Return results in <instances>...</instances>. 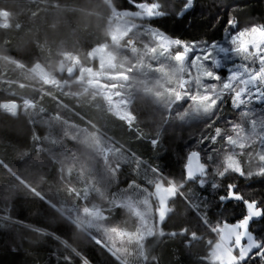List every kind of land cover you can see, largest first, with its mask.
Here are the masks:
<instances>
[{
    "label": "snow or ice",
    "instance_id": "1",
    "mask_svg": "<svg viewBox=\"0 0 264 264\" xmlns=\"http://www.w3.org/2000/svg\"><path fill=\"white\" fill-rule=\"evenodd\" d=\"M198 2L173 0V13L164 10L155 0H125L129 5L125 9L112 5L104 41L89 45L87 62H83L74 51L61 50L58 72L47 70L42 62L44 48L39 43L32 51L12 61L17 68L26 69L38 77L41 85L58 89L60 96L72 95L65 90L71 88L70 81L75 82L83 93H89L94 100L100 97L106 105L105 112L129 129L135 126L137 120L135 110L138 101L154 105L163 115L164 123L178 120L184 123L197 121L203 125L197 147L204 150V155L202 157L199 150L189 151L178 181L171 173L166 175L160 165L146 163L134 153L125 157L121 148L92 123L87 112L77 113L80 123L86 125L83 128L78 124H68L59 112L49 117V120L61 122L63 139L71 140L76 149L67 148L61 140L52 141L65 148L74 166L79 165L76 179L84 187L82 190L68 187V194L77 200H87L90 191L99 193L100 189L95 188L96 177L102 183L106 182V186L125 183L127 186L119 189V193L136 194L135 198L129 196L118 202L113 196L107 211L111 213L117 208H125L133 212L139 220L135 231L119 226L108 227L109 217L96 206L83 207V214L77 205L69 209L57 207L0 159V168L11 179L55 211L62 214L66 211L71 225L88 232L96 245L115 257V262L108 261L107 264H162L146 246L149 237H182L186 246L191 247L193 242L203 241V236L198 235L201 227L214 236L206 242L209 251L201 258V264H264V187L260 193L251 195L244 191L245 187L252 186V181L258 180L264 186V116L254 118L255 113L248 107L254 98L264 101V16L259 22L246 19L247 5L242 7L237 0H216L214 7L219 12L211 25V37L169 35L160 27L153 26L170 14L175 15L177 20L194 17ZM217 33L219 38H216ZM5 46L9 47L10 42L5 40ZM229 61L232 63L229 64ZM20 87L25 85L20 84ZM39 91L44 90L41 88ZM53 99L57 101L58 108H67L57 97ZM21 100L22 104L15 99L5 100L0 103V109L15 117L21 108L26 114L30 109L37 108L34 98L21 97ZM228 101L238 113L236 120H225L222 115V107ZM39 111L46 113L43 108ZM32 123L35 124L34 118ZM135 127L138 138H147L153 148H158L159 133L146 137L138 126ZM32 141L34 147L43 143L35 131ZM254 147L259 148L256 172L242 167V157L250 154ZM80 148L91 151L95 160L93 165L79 161L77 151ZM72 171V167L67 170L68 184H72ZM60 172L63 177V167ZM121 176L127 179L121 180ZM89 178L93 179L91 186ZM209 179L212 189H223L217 196L216 207L223 209L220 216L213 219L204 212L198 215L195 227L181 225L178 231L166 233V218L172 211L169 204L180 199L190 200L186 186L196 184L203 190L208 186ZM140 196H143L142 200ZM152 197L157 202L155 213L152 211ZM141 204L144 211L139 210ZM229 209L233 214L231 222L224 217ZM194 211L199 212V209ZM254 224L259 230L253 229ZM93 229L96 231L93 232ZM33 230L59 239L54 233ZM62 243L65 247L69 246L67 241ZM125 243L133 250L121 246ZM72 251L79 258L77 264H91L86 255L75 249ZM64 264H73L72 258L64 256Z\"/></svg>",
    "mask_w": 264,
    "mask_h": 264
},
{
    "label": "trees",
    "instance_id": "2",
    "mask_svg": "<svg viewBox=\"0 0 264 264\" xmlns=\"http://www.w3.org/2000/svg\"><path fill=\"white\" fill-rule=\"evenodd\" d=\"M155 2L160 3L169 13L175 11L172 7L173 0ZM215 2L216 0H199L194 17L177 20L175 15L170 14L160 20L158 25L153 26L160 27L169 35L211 37L213 35L211 25L219 12L214 7ZM237 3L242 7L247 5L246 19L259 22L264 16V0H237ZM112 5H118L121 9L129 8L125 0H0V11H7L11 15V27L0 26V78L3 80L0 82V103L15 99L17 103L22 104L21 97L34 98L37 101L35 110H29L26 114L21 108L16 117L0 109V159L56 203L57 207L63 209L78 206V200L68 194L67 188L79 189L78 185L82 187L84 185L77 183L78 164L73 165L65 148L56 147L52 142V146H49V137L57 140L59 131L63 128L61 122L49 120V117H54L57 112L61 114L63 120L81 127L86 125L80 123L77 113L87 112L92 123L110 137L115 146L121 148L125 157L129 153H134L146 163L160 165L166 175L171 173L178 181L189 151L199 150L202 157L204 155V150L197 147L200 130L203 127L197 121L184 123L176 120L164 123L163 115L154 105L138 101L135 110L137 120L134 125L138 126L146 137H153L159 133L157 137L159 146L153 148L149 139L138 138L135 126L129 129L107 114L104 110L106 105L100 97L94 100L89 93L83 94V89L75 83L71 84L70 89L65 90L70 91L72 95L60 96L55 88L41 85L30 72L26 69L21 70L12 63L18 56L32 51L37 43L44 48L42 62L50 72L59 71L61 50L74 51L81 56L83 62H87L86 53L90 50L89 45L94 46L96 41L103 42L107 35ZM215 35L219 38L220 34ZM5 40L10 42L9 47L5 46ZM96 64L98 66V61ZM20 84H24L25 87L21 88ZM41 88L43 92L39 91ZM75 94H80V97L76 98ZM53 97H57L67 108H58ZM40 108L45 109L46 113L39 112ZM222 115L225 120L232 121L237 119L238 113L231 107L230 102H227L222 107ZM33 118L35 124L32 123ZM33 131L43 140L42 144L35 147L32 141ZM61 133L63 134V131ZM63 143L67 148L76 150L71 140H64ZM37 148L43 150L37 151ZM77 156L80 161L85 160L86 165L95 163L91 152L85 148H80ZM242 162L246 170L254 171L252 165L245 164L244 157ZM61 167L64 169L63 177ZM69 167L73 168L72 184L67 183ZM257 167L255 165L256 169ZM95 179V188H99L100 192L94 190L92 193L100 202H104L114 190L127 186L125 183L106 186V182L102 183L99 177ZM120 179L125 180L127 177L121 176ZM91 180L92 178H89V186L93 184ZM250 183L251 187L244 188L249 195L260 193L264 187L258 180ZM210 184L209 179L208 186L203 190L196 184L190 183L186 186V194L191 199H180L171 203L172 211L168 214L169 218H166L164 226L166 233L178 231V226L181 225L195 227L198 215L204 212L213 219L220 216L223 209L217 208L216 205L217 196L223 189H212ZM257 198L259 199V196ZM189 204L192 206L189 207ZM109 207L104 202L103 208ZM197 208L199 212L194 211ZM108 214L111 221L123 227L131 225V221H134L128 213L121 212L120 209ZM232 215L231 209L224 213V217L230 222ZM0 216H9L12 220L0 217V264H64V256L71 257L73 264H77L79 258L75 257L73 249L86 255L91 264L115 262V257L96 245L89 238L88 232L70 224L66 211L63 214L57 212L48 204L34 198L22 184L11 179L3 168H0ZM252 227L259 230L258 225L254 224ZM33 229L54 233L59 239L48 237ZM198 235L203 236V241L193 242L191 247L186 246L182 237L170 239L167 236L149 238L146 246L151 255L159 258L162 264H201V258L207 256L209 251L206 242L208 239H214V236H210L202 227ZM62 241H67L69 246L65 247Z\"/></svg>",
    "mask_w": 264,
    "mask_h": 264
},
{
    "label": "rangeland",
    "instance_id": "3",
    "mask_svg": "<svg viewBox=\"0 0 264 264\" xmlns=\"http://www.w3.org/2000/svg\"><path fill=\"white\" fill-rule=\"evenodd\" d=\"M10 19H11V15L9 14V12H7V11H5V12L0 11V26L1 27H3V28H10L11 27ZM137 22H139V21H137ZM4 25H7V27H5ZM228 63L231 64L232 61H229ZM59 67H60V65H59ZM66 67H67V65H66ZM32 76H34L39 81L38 77H36L34 74H32ZM1 81H3V80L0 78V82ZM73 83H75V82H70V84H73ZM55 90L59 91L58 89H55ZM83 94H85V93H83ZM75 96H76V98H79L80 97V94H75ZM228 102H230V101H228ZM226 103H225V105H226ZM248 107L251 108L252 112L255 113V117L254 118H259L260 116H264V101L257 100V99L254 98L252 100L251 104ZM30 111H31V109H30ZM245 111H247V109H245ZM68 124H73V123L68 122ZM81 128H83V127H81ZM62 131H63V134L61 133ZM58 135H59V138H57V140H61L62 143H63V141H64V139H63V136H64V128H62L59 131V134ZM52 141H53V138L51 136V137H49V144H50L49 146L50 147L52 146L51 145V142ZM54 145H56V147H58V146L60 147L61 146L60 144H54ZM85 150L87 151L88 149L85 148ZM88 151L91 152L90 150H88ZM258 152H259V148L258 147H254L250 154L249 153H246L243 156L244 157V160H245V164L246 165H252L254 168H255V165L259 166V164H258L259 163V160H258V155H257ZM79 161H80V158H79ZM80 162H82L84 164H87V162L85 160H82ZM78 167H79V165H78ZM242 167L245 168V165L243 164V162H242ZM254 168H252L254 170L252 172H256L258 170V167H257V169L256 168L254 169ZM91 182H93V179L91 180ZM78 187L81 190L83 189L82 186H79L78 185ZM92 191H94V190H92ZM92 191L89 192V196H88L87 200H85L83 198H81V199L78 200V207L80 208L81 214H83V212H82L83 207L87 206V207L91 208L93 206H96L97 208H100V209H102L104 211V215H106V216L109 217V214H108L109 212L107 211L108 208L107 209L103 208L104 202H106L109 205V200L112 199L113 196H116L118 202L121 199L126 200L129 196H132L133 198H135V196H136V194H132V193L120 194L119 193V190H114V192L110 193L107 196V198L105 199L104 202H100L97 197L94 198V194L92 193ZM103 191H104V189H103ZM102 196H104V195H102ZM139 199L142 200L143 199V196H140ZM151 203H152V211H153V213H155V208H156V204H157L155 197H152L151 198ZM71 207L72 206H70L69 208H71ZM117 209H120L121 212L128 213L132 217V219L134 221H131V223H130L131 225H127L126 227H123L122 225H120V224H118L116 222L111 221L110 218H109V221L107 223V226L108 227H111V226H119V227H121V228H123L124 230H127V231H135L136 227L139 225V220L134 215V213L131 212V211H129L128 209H125V208H117ZM117 209L113 210L112 212L116 211ZM139 210L140 211H144V206L142 204L139 206ZM74 215H75V213H74ZM157 218H158V214H157ZM92 231L95 232L96 230L93 229ZM100 235H102V233H100ZM149 238H152V237H149ZM117 242L119 243V240ZM121 246L128 247L129 250H132V246L131 245H128L127 243H125V244H123Z\"/></svg>",
    "mask_w": 264,
    "mask_h": 264
},
{
    "label": "built area",
    "instance_id": "4",
    "mask_svg": "<svg viewBox=\"0 0 264 264\" xmlns=\"http://www.w3.org/2000/svg\"><path fill=\"white\" fill-rule=\"evenodd\" d=\"M2 12H5V11H2ZM110 19V18H109ZM3 112H5L3 109H1ZM6 113V112H5ZM8 115H11V114H9V113H7ZM12 116V115H11ZM1 218H4V219H6V220H10V221H12L10 218H9V216H0Z\"/></svg>",
    "mask_w": 264,
    "mask_h": 264
},
{
    "label": "water",
    "instance_id": "5",
    "mask_svg": "<svg viewBox=\"0 0 264 264\" xmlns=\"http://www.w3.org/2000/svg\"><path fill=\"white\" fill-rule=\"evenodd\" d=\"M60 68V67H59ZM64 74H66V66H65V73ZM171 206V203L169 204V207Z\"/></svg>",
    "mask_w": 264,
    "mask_h": 264
},
{
    "label": "crops",
    "instance_id": "6",
    "mask_svg": "<svg viewBox=\"0 0 264 264\" xmlns=\"http://www.w3.org/2000/svg\"><path fill=\"white\" fill-rule=\"evenodd\" d=\"M14 117V116H13ZM16 117V116H15Z\"/></svg>",
    "mask_w": 264,
    "mask_h": 264
}]
</instances>
